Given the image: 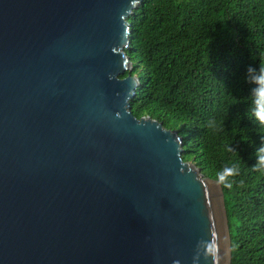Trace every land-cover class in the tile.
Returning a JSON list of instances; mask_svg holds the SVG:
<instances>
[{
	"label": "water",
	"instance_id": "obj_1",
	"mask_svg": "<svg viewBox=\"0 0 264 264\" xmlns=\"http://www.w3.org/2000/svg\"><path fill=\"white\" fill-rule=\"evenodd\" d=\"M143 0H0V264H230L223 192L130 99Z\"/></svg>",
	"mask_w": 264,
	"mask_h": 264
},
{
	"label": "trees",
	"instance_id": "obj_2",
	"mask_svg": "<svg viewBox=\"0 0 264 264\" xmlns=\"http://www.w3.org/2000/svg\"><path fill=\"white\" fill-rule=\"evenodd\" d=\"M126 20L137 64L121 76L139 78L133 115L177 129L182 159L207 177L238 167L229 187L220 183L230 264H264V121L255 115L264 0H143Z\"/></svg>",
	"mask_w": 264,
	"mask_h": 264
},
{
	"label": "clouds",
	"instance_id": "obj_3",
	"mask_svg": "<svg viewBox=\"0 0 264 264\" xmlns=\"http://www.w3.org/2000/svg\"><path fill=\"white\" fill-rule=\"evenodd\" d=\"M127 22H129L128 20H126ZM130 33V32H129ZM129 35V34H128ZM129 37V36H128ZM130 43V42H129ZM129 43L128 45L126 46V48L129 47ZM126 48H125V51H126ZM127 53V52H126ZM132 61V60H131ZM133 63V62H132ZM133 67V65H132ZM134 75V74H132ZM137 77V76H136ZM138 78V77H137ZM256 79L258 80V82L260 83V87L257 88L255 90L256 92V100H255V104H256V109H255V115L258 117V119L264 121V69H261V75L256 77ZM139 85V84H138ZM137 87V86H136ZM135 90V89H134ZM135 93V91H134ZM143 116V115H142ZM211 126V125H210ZM173 129V128H172ZM177 130V129H176ZM178 131V130H177ZM178 135L182 138L183 140V137L179 134L178 132ZM261 151H264V149H261ZM184 161V160H183ZM189 161H192V160H189ZM193 162V161H192ZM195 164V163H194ZM258 168L264 170V153H261L260 155V160H259V163L256 165ZM200 167V166H199ZM201 168V167H200ZM239 171L238 167H236L235 165L231 166V167H225L221 172L218 173L217 175V182L218 184L220 185V183H223L225 187H229L230 184H231V181L226 179V177L229 176V174H236L237 172ZM213 179V178H212ZM221 187V186H220ZM222 189V188H221ZM223 192V191H222ZM225 207V205H224ZM225 213H226V210H225ZM227 217V215H226ZM227 229L228 231L229 228H228V223H227ZM229 237H230V233H229Z\"/></svg>",
	"mask_w": 264,
	"mask_h": 264
},
{
	"label": "rangeland",
	"instance_id": "obj_4",
	"mask_svg": "<svg viewBox=\"0 0 264 264\" xmlns=\"http://www.w3.org/2000/svg\"><path fill=\"white\" fill-rule=\"evenodd\" d=\"M137 64V61H134L133 63H132V65H136ZM137 75V73H135L134 74V76H136ZM169 128V127H168ZM189 160H191V158L189 159Z\"/></svg>",
	"mask_w": 264,
	"mask_h": 264
}]
</instances>
